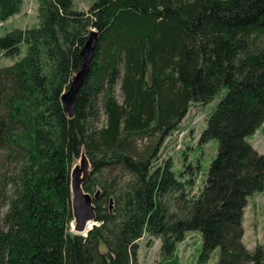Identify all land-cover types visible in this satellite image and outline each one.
I'll return each instance as SVG.
<instances>
[{
  "label": "trees",
  "instance_id": "obj_1",
  "mask_svg": "<svg viewBox=\"0 0 264 264\" xmlns=\"http://www.w3.org/2000/svg\"><path fill=\"white\" fill-rule=\"evenodd\" d=\"M34 1L37 24L0 36L4 57L23 53L0 67V264H139L144 234L176 264L189 232L199 236L196 264L215 250L214 264H264V246L242 243L246 200L264 190V154L248 141L264 121V0H92L86 11ZM21 4L0 0V23ZM90 31L95 48L69 118L60 96ZM222 89L197 138L214 140L215 155L173 212L168 197L192 180L176 179L169 158L156 163L160 147L191 104ZM136 141H146L141 151ZM80 152L90 168L82 190L99 192L84 237L70 230Z\"/></svg>",
  "mask_w": 264,
  "mask_h": 264
},
{
  "label": "rangeland",
  "instance_id": "obj_2",
  "mask_svg": "<svg viewBox=\"0 0 264 264\" xmlns=\"http://www.w3.org/2000/svg\"><path fill=\"white\" fill-rule=\"evenodd\" d=\"M91 3L92 0H71V8L75 11H86ZM36 24V2L34 0H22L19 12L0 23V36L11 29L30 28ZM21 51H23V46ZM22 54L21 52L19 56L6 58L0 52V67L12 64ZM224 92L225 90L222 89L208 104H191L178 127L165 138L160 147L156 163L159 164L162 160L169 158L172 164L171 171L176 179H180L181 182L192 180L191 186H185L182 193L175 192L168 197L170 210L173 212L176 211L179 202L195 196L205 180L208 165L216 152V142L212 140L205 145H198L197 138L205 125V119ZM115 95L117 100L120 101L118 83L115 86ZM103 123L104 115L99 110L96 125L100 127ZM262 125V128L260 127L261 129L259 128L248 141L258 153L264 154V121ZM145 143L146 141H136V148L141 151ZM78 162L79 158L74 160L73 165H77ZM196 165L198 169L195 168ZM186 166H190V169H186ZM182 172L183 174L180 175ZM115 174L118 179L121 178L120 174ZM179 194H182L183 197L177 200L176 197ZM2 211H4V207L0 208V212ZM242 230V243L247 250H252L255 245L264 246V190L247 198L242 214ZM137 246L136 260L139 264H159L160 262L169 264L170 257L161 253L158 238L144 234L137 241ZM198 248V234L195 232L187 233L183 242L177 244L174 250L173 256L176 258V264H196ZM216 255L217 250L212 253L205 264H214Z\"/></svg>",
  "mask_w": 264,
  "mask_h": 264
},
{
  "label": "water",
  "instance_id": "obj_3",
  "mask_svg": "<svg viewBox=\"0 0 264 264\" xmlns=\"http://www.w3.org/2000/svg\"><path fill=\"white\" fill-rule=\"evenodd\" d=\"M95 43L96 33L90 31L80 50L82 64L79 70L73 75L67 89L60 96L63 110L69 118L72 117L73 114L76 94L88 72V65L92 58ZM78 158V164L73 165L69 173L70 207L72 215L71 224L72 232L84 237L91 226L95 225L94 207L92 203L93 200L97 198L99 192L96 191L93 196L83 192L82 185L89 173V164L83 152H80ZM111 208L112 200L110 199L108 203V211H110ZM87 226L88 229L86 230Z\"/></svg>",
  "mask_w": 264,
  "mask_h": 264
},
{
  "label": "bare ground",
  "instance_id": "obj_4",
  "mask_svg": "<svg viewBox=\"0 0 264 264\" xmlns=\"http://www.w3.org/2000/svg\"><path fill=\"white\" fill-rule=\"evenodd\" d=\"M88 229V226L86 228V230ZM70 230L72 231V224L70 223Z\"/></svg>",
  "mask_w": 264,
  "mask_h": 264
},
{
  "label": "crops",
  "instance_id": "obj_5",
  "mask_svg": "<svg viewBox=\"0 0 264 264\" xmlns=\"http://www.w3.org/2000/svg\"><path fill=\"white\" fill-rule=\"evenodd\" d=\"M262 126H263V125H261V128H262ZM261 128H260V129H261ZM258 130H259V129H258ZM258 130H257V131H258Z\"/></svg>",
  "mask_w": 264,
  "mask_h": 264
}]
</instances>
